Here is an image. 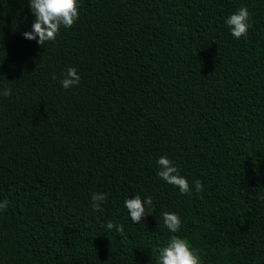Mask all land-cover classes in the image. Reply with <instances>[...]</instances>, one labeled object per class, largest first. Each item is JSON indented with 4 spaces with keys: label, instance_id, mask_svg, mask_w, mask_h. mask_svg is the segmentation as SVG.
<instances>
[{
    "label": "trees",
    "instance_id": "1",
    "mask_svg": "<svg viewBox=\"0 0 264 264\" xmlns=\"http://www.w3.org/2000/svg\"><path fill=\"white\" fill-rule=\"evenodd\" d=\"M78 4L41 46L22 35L29 0H0V264H157L172 235L202 264H264V0ZM241 6L238 40L225 21ZM161 156L191 195L157 175ZM135 195L153 198L139 224Z\"/></svg>",
    "mask_w": 264,
    "mask_h": 264
},
{
    "label": "clouds",
    "instance_id": "2",
    "mask_svg": "<svg viewBox=\"0 0 264 264\" xmlns=\"http://www.w3.org/2000/svg\"><path fill=\"white\" fill-rule=\"evenodd\" d=\"M29 8L34 16L31 25V31L22 33L23 37L28 40H36L38 45H45L46 42L55 41L60 33L61 27L70 28L79 18L78 0H29ZM251 13L246 6H241L238 11L231 14L225 21L229 26L231 34L236 39L247 37ZM52 79H56L55 74ZM80 82V76L74 67H68L64 73V78L60 81L61 86L65 89L77 85ZM3 96H11V89L5 87L0 93ZM157 175L168 184L178 187L181 194H192L187 179L180 175L178 168L173 161L167 156H161L157 160ZM195 188L197 192L203 190V184L196 180ZM107 196L105 193H92L93 211H102V203ZM124 205L128 211L131 221L134 224L142 222L143 217L151 214L153 198L147 196L144 200L139 195L131 199H126ZM145 205L148 206L146 209ZM8 201H0V210H6ZM163 222L170 233H177L181 226L179 216L172 212H164ZM109 230H115L120 235L124 234L122 224H115L112 221L107 223ZM157 264H202L198 253L190 246V243L177 235H172L166 246L158 249Z\"/></svg>",
    "mask_w": 264,
    "mask_h": 264
}]
</instances>
